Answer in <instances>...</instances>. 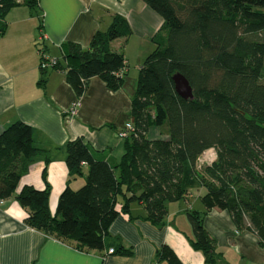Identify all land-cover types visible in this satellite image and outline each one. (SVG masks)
I'll return each instance as SVG.
<instances>
[{
	"label": "trees",
	"instance_id": "1",
	"mask_svg": "<svg viewBox=\"0 0 264 264\" xmlns=\"http://www.w3.org/2000/svg\"><path fill=\"white\" fill-rule=\"evenodd\" d=\"M144 1L164 22L137 76L133 130L120 161L98 156L81 137L69 140L64 146L69 177L82 176L84 163L87 175L80 188L66 186L53 214L47 167L44 189L25 185L16 194L31 162L43 156L48 164L51 158L35 143L32 127L15 121L0 133V199L14 196L27 210L30 227L79 250H102L112 222L129 212L132 202H143L145 218L163 226L168 202L203 187L204 210L188 211L189 241L206 264H228L204 227L209 210H227L239 230L252 231L264 246V0ZM20 4L38 13L39 0H0V34L7 28L6 15ZM42 27L41 22L40 32ZM131 33L128 20L114 14L88 48L67 44L65 61L54 68L65 71L77 97L93 77L116 91L124 84L126 63L111 43ZM176 72L189 81L193 98L176 92ZM151 128L162 136L151 137ZM209 148L216 159L198 168ZM114 251L131 253L123 246ZM155 259L183 264L166 244Z\"/></svg>",
	"mask_w": 264,
	"mask_h": 264
},
{
	"label": "crops",
	"instance_id": "2",
	"mask_svg": "<svg viewBox=\"0 0 264 264\" xmlns=\"http://www.w3.org/2000/svg\"><path fill=\"white\" fill-rule=\"evenodd\" d=\"M114 14L125 17L132 29L131 35L111 43L112 49L125 57V81L120 89L113 91L100 77H93L84 94L77 97L64 70L40 68V51L48 58L65 61L67 44L88 48L94 34L106 30ZM6 22V31L0 34V133L11 123L22 121L32 127L35 143L49 151L48 164L43 156L31 162L16 194L25 185L44 189L47 167L49 207L54 214L66 186L80 188L87 175L84 164L82 176L69 177L64 150L69 140L81 137L98 156L110 163L120 161L125 138L118 130L132 121L137 76L156 47L153 37L164 20L144 0H39L36 15L20 4L8 12ZM41 22L44 40L39 39ZM42 79L45 81L40 84ZM77 99L80 106L71 114L70 107ZM149 134L162 136L159 128H151ZM202 193L203 187L168 202L163 226L145 218L143 202H132L130 211L121 212L112 222L102 250H79L73 243L30 227L28 212L16 198L4 199L0 204V264H166L155 259L163 244L170 246L183 264H206L202 252L189 241L193 232L188 211L204 210ZM203 222L224 262L264 264V246L258 236L239 230L227 210L213 208ZM120 246L131 253H107Z\"/></svg>",
	"mask_w": 264,
	"mask_h": 264
},
{
	"label": "built area",
	"instance_id": "3",
	"mask_svg": "<svg viewBox=\"0 0 264 264\" xmlns=\"http://www.w3.org/2000/svg\"><path fill=\"white\" fill-rule=\"evenodd\" d=\"M40 40L45 39V33L42 30L40 37ZM41 54V60H40V68L42 70H47L50 67H54L57 64V59L55 58H48L45 56L43 52L40 51ZM80 106V99H77L73 105L70 107L69 112L71 114H75L77 112L78 107ZM133 130V123L132 121L126 122L124 127L120 130H118V135L121 138H126L130 132ZM216 159V150L214 148H209L207 151L204 152V154L201 157V161L204 163H212ZM85 164V163H84ZM4 203V199H0V204ZM114 252V248H111L107 251L108 254H112Z\"/></svg>",
	"mask_w": 264,
	"mask_h": 264
},
{
	"label": "water",
	"instance_id": "4",
	"mask_svg": "<svg viewBox=\"0 0 264 264\" xmlns=\"http://www.w3.org/2000/svg\"><path fill=\"white\" fill-rule=\"evenodd\" d=\"M172 78L175 84V90L181 97L185 99L193 98L192 87L182 73L176 72Z\"/></svg>",
	"mask_w": 264,
	"mask_h": 264
},
{
	"label": "rangeland",
	"instance_id": "5",
	"mask_svg": "<svg viewBox=\"0 0 264 264\" xmlns=\"http://www.w3.org/2000/svg\"><path fill=\"white\" fill-rule=\"evenodd\" d=\"M151 137H152V134H149ZM201 157H202V155L200 156V158H199V160H198V168H203V167H205V165L206 164H209V163H203L202 161H201Z\"/></svg>",
	"mask_w": 264,
	"mask_h": 264
}]
</instances>
